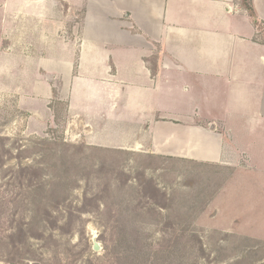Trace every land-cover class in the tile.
Here are the masks:
<instances>
[{
	"label": "rangeland",
	"instance_id": "obj_1",
	"mask_svg": "<svg viewBox=\"0 0 264 264\" xmlns=\"http://www.w3.org/2000/svg\"><path fill=\"white\" fill-rule=\"evenodd\" d=\"M112 3L0 0V264H264V150Z\"/></svg>",
	"mask_w": 264,
	"mask_h": 264
},
{
	"label": "crops",
	"instance_id": "obj_2",
	"mask_svg": "<svg viewBox=\"0 0 264 264\" xmlns=\"http://www.w3.org/2000/svg\"><path fill=\"white\" fill-rule=\"evenodd\" d=\"M251 1L264 22V0ZM112 2L111 12L124 17L115 21L137 26L144 47L149 46L147 34L159 43L162 56L154 69L157 84L167 80L186 85L188 100L197 97L207 103L205 116L222 112L220 117L235 121V133H240V138L248 136L253 149L264 150V137L259 131L264 128V43L259 41L257 29L240 0ZM127 28L121 35L124 41L132 35ZM215 95L220 98L214 100ZM226 105L234 106L235 112L225 114ZM247 105L250 108L242 112Z\"/></svg>",
	"mask_w": 264,
	"mask_h": 264
},
{
	"label": "trees",
	"instance_id": "obj_3",
	"mask_svg": "<svg viewBox=\"0 0 264 264\" xmlns=\"http://www.w3.org/2000/svg\"><path fill=\"white\" fill-rule=\"evenodd\" d=\"M242 5L245 8V10L247 11V14L249 15L251 21L253 22V25L256 27L257 33L259 34V32L260 33L263 32V26H262L263 22H261V20H259V17L257 16V13H256V11L252 5V1L247 0L246 2H243ZM263 39H262V42L264 43ZM48 145H50V144H48Z\"/></svg>",
	"mask_w": 264,
	"mask_h": 264
},
{
	"label": "water",
	"instance_id": "obj_4",
	"mask_svg": "<svg viewBox=\"0 0 264 264\" xmlns=\"http://www.w3.org/2000/svg\"><path fill=\"white\" fill-rule=\"evenodd\" d=\"M210 126H211L210 128L213 127V125H210ZM92 249L94 251H99L100 249L99 243L96 240V235H92Z\"/></svg>",
	"mask_w": 264,
	"mask_h": 264
},
{
	"label": "bare ground",
	"instance_id": "obj_5",
	"mask_svg": "<svg viewBox=\"0 0 264 264\" xmlns=\"http://www.w3.org/2000/svg\"><path fill=\"white\" fill-rule=\"evenodd\" d=\"M94 235V234H93Z\"/></svg>",
	"mask_w": 264,
	"mask_h": 264
}]
</instances>
